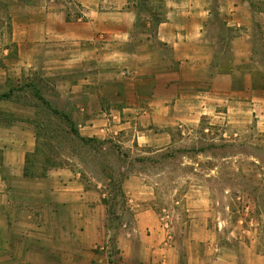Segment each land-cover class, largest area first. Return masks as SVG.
I'll return each mask as SVG.
<instances>
[{
  "label": "crops",
  "instance_id": "obj_1",
  "mask_svg": "<svg viewBox=\"0 0 264 264\" xmlns=\"http://www.w3.org/2000/svg\"><path fill=\"white\" fill-rule=\"evenodd\" d=\"M159 1L156 26L131 0L3 1L0 264H264L259 195L231 222L232 188H223L221 212L208 185L214 165L202 180L174 177L172 212H159L163 172L142 168L147 156L179 151L209 159L208 144L221 138L234 142L235 171L244 142L264 151V0ZM40 83L36 102L48 114L59 111L79 136L110 140L135 163L122 182L130 218L113 233L99 183L50 151L37 159L36 116L16 95ZM30 156L57 166L26 176ZM178 165L204 167L185 156Z\"/></svg>",
  "mask_w": 264,
  "mask_h": 264
},
{
  "label": "rangeland",
  "instance_id": "obj_2",
  "mask_svg": "<svg viewBox=\"0 0 264 264\" xmlns=\"http://www.w3.org/2000/svg\"><path fill=\"white\" fill-rule=\"evenodd\" d=\"M4 0H0V12L4 8ZM138 6L137 11L140 15H146L152 11H158L160 6L159 0H131ZM141 2V4H140ZM139 8V9H138ZM68 16L70 18L79 14L76 7L71 4L68 6ZM22 11V9H20ZM25 23H16V30L21 35L22 31H26ZM4 28L3 23L0 22V30ZM19 40V39H18ZM20 41L23 43L22 37ZM25 41V39H24ZM4 44V43H2ZM1 47V46H0ZM3 47V46H2ZM1 49V48H0ZM3 49V48H2ZM15 49H27L24 44L19 47L16 45ZM39 90L23 89L16 95L18 100L24 102L27 106L23 107L27 109L28 114L34 113L36 118L34 123L37 126L38 137L40 138L39 149L42 154H38L37 159H41L43 154L51 152L54 157H57L58 161L75 167L81 174V177L88 183L97 182L100 184L102 191L105 192L106 198L109 204V216L108 225L111 226L112 233L120 228L122 220L129 221V211H127L126 203L120 196H115V186L113 181L119 179V174H127L130 171L135 170L136 166L134 162L129 161L126 157L123 159L119 154L115 152L112 145H116L114 142L107 140V143L97 145L96 151L90 149L89 146L83 145L76 136L71 132V126L63 119L55 115H50L44 109L43 105L37 104L36 96L42 98L43 88L42 84L39 85ZM32 102H35V107H31ZM112 147V153L107 151V148ZM101 148V149H100ZM123 151V150H122ZM234 142L228 138H221L211 141L208 144L206 154L210 157L205 159L202 156H198L196 153L186 151H179L173 154V159L163 156V154H157L154 156H147L148 161L144 163L142 168L152 174V176L162 173L161 184L158 187V211L163 212L162 208L172 210L173 203L171 201L173 178L176 180L177 176L186 178L193 176L195 181L197 179L202 180V171H206L208 168H212L214 165H218L216 171L208 178V185L212 188V191L217 199L215 205L219 211H224V203L222 194L223 188H232V200L230 201L231 210V222H235L237 217L242 214V207L244 204L253 205L251 194L259 195L258 203L260 208L264 209V198L261 194V187L258 184L261 182L262 169L264 163V151H260L257 145L243 143L242 147V169L235 171L233 164ZM137 151L130 153L131 159L137 156ZM238 154V153H237ZM182 156L193 159L199 163H204V167L194 172L193 166H180L179 161ZM258 157L261 161L259 164H255L253 158ZM223 158H226L223 160ZM158 159V162L155 161ZM133 161V160H132ZM222 161V162H221ZM221 162V163H220ZM258 167H257V166ZM184 181V180H182ZM234 192L236 195H234ZM239 196V197H238ZM251 209V208H250ZM172 212V211H171ZM264 212V211H262ZM250 214L246 216V221H249Z\"/></svg>",
  "mask_w": 264,
  "mask_h": 264
},
{
  "label": "trees",
  "instance_id": "obj_3",
  "mask_svg": "<svg viewBox=\"0 0 264 264\" xmlns=\"http://www.w3.org/2000/svg\"><path fill=\"white\" fill-rule=\"evenodd\" d=\"M140 4H141V2H140ZM136 7H138V6H136ZM161 8H159L160 10H158V11L155 10V11L150 12V16L153 19L155 26L158 25L159 23H161L163 21V12L161 11ZM138 15H139V12H138ZM152 31H154V29H152ZM44 103H45V101H44ZM52 113H53V115L59 117L60 119H63L65 122H67V123L70 122L69 119H67V117L64 116V115H62L59 111L53 109L52 110ZM70 130L73 133V135L76 136L77 139L83 145L89 146V148L90 149H93L94 151H96V148H98V147H96L97 145H100L101 146V144L107 143V140H99V139H95V138H84V137H81V136H79L76 133V131L73 129L72 126H71V129ZM112 147L115 149V152L117 154H119L121 156V158L122 157H123V159L125 158V161H126V157H127L126 153L121 152L120 149L116 145L115 146L112 145ZM112 147L107 148V151L110 152V153H112L113 152L112 151ZM38 151H39V149L36 150V153H38ZM34 159H36V158L35 157H32L31 158V156L28 157V161H27L28 164H26V166H25V175L26 176H35V175H37L39 173V167H41V169H42V172L40 174L41 175H44L45 174V171L48 168L57 166L56 161L55 160H52L48 156H45L44 165H41V166L35 165L36 163L35 162H32V161H36ZM126 175L127 174L120 173L119 174V179H117L116 181H113V185L115 186V189H116L115 196H120L123 199V202L124 203H125V197H124V194L122 192V182L125 179ZM103 202L105 203V205L108 206V216H109L110 211H109V204H108L109 202H108V199H103ZM108 228L111 229V226L108 225ZM113 239H114V235L111 236V240H110L111 243H112Z\"/></svg>",
  "mask_w": 264,
  "mask_h": 264
}]
</instances>
